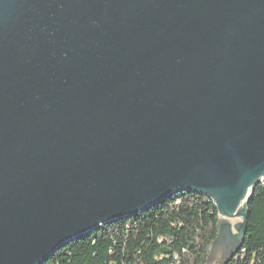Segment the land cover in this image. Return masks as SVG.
I'll list each match as a JSON object with an SVG mask.
<instances>
[{"label":"water","instance_id":"obj_1","mask_svg":"<svg viewBox=\"0 0 264 264\" xmlns=\"http://www.w3.org/2000/svg\"><path fill=\"white\" fill-rule=\"evenodd\" d=\"M263 180L264 0H0V264L186 191L228 264Z\"/></svg>","mask_w":264,"mask_h":264},{"label":"trees","instance_id":"obj_2","mask_svg":"<svg viewBox=\"0 0 264 264\" xmlns=\"http://www.w3.org/2000/svg\"><path fill=\"white\" fill-rule=\"evenodd\" d=\"M218 221L209 198L174 193L71 240L42 264H206ZM228 264H264V180L252 192L243 245Z\"/></svg>","mask_w":264,"mask_h":264},{"label":"flooded vegetation","instance_id":"obj_3","mask_svg":"<svg viewBox=\"0 0 264 264\" xmlns=\"http://www.w3.org/2000/svg\"><path fill=\"white\" fill-rule=\"evenodd\" d=\"M238 220H233L234 223H236ZM227 247H229V242L228 240H225V243L219 245L216 249V256H222L224 253L227 251Z\"/></svg>","mask_w":264,"mask_h":264},{"label":"rangeland","instance_id":"obj_4","mask_svg":"<svg viewBox=\"0 0 264 264\" xmlns=\"http://www.w3.org/2000/svg\"><path fill=\"white\" fill-rule=\"evenodd\" d=\"M221 257L212 259L208 264H219Z\"/></svg>","mask_w":264,"mask_h":264}]
</instances>
